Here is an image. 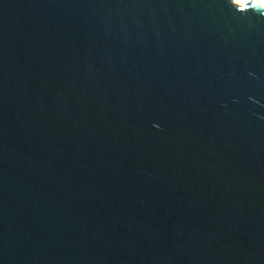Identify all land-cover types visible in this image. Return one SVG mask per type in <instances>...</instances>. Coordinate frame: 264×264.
<instances>
[{
	"label": "water",
	"instance_id": "1",
	"mask_svg": "<svg viewBox=\"0 0 264 264\" xmlns=\"http://www.w3.org/2000/svg\"><path fill=\"white\" fill-rule=\"evenodd\" d=\"M0 264H264V6L0 0Z\"/></svg>",
	"mask_w": 264,
	"mask_h": 264
},
{
	"label": "bare ground",
	"instance_id": "2",
	"mask_svg": "<svg viewBox=\"0 0 264 264\" xmlns=\"http://www.w3.org/2000/svg\"><path fill=\"white\" fill-rule=\"evenodd\" d=\"M236 4H244L247 3L250 0H233ZM257 1L262 7L264 6V0H255Z\"/></svg>",
	"mask_w": 264,
	"mask_h": 264
}]
</instances>
